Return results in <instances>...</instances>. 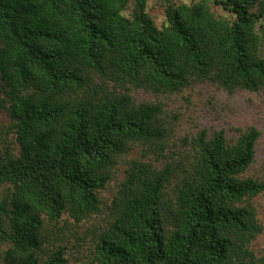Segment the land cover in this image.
I'll return each mask as SVG.
<instances>
[{"label": "trees", "instance_id": "obj_1", "mask_svg": "<svg viewBox=\"0 0 264 264\" xmlns=\"http://www.w3.org/2000/svg\"><path fill=\"white\" fill-rule=\"evenodd\" d=\"M219 90L264 0H0V264H264L261 130L181 125Z\"/></svg>", "mask_w": 264, "mask_h": 264}, {"label": "rangeland", "instance_id": "obj_2", "mask_svg": "<svg viewBox=\"0 0 264 264\" xmlns=\"http://www.w3.org/2000/svg\"><path fill=\"white\" fill-rule=\"evenodd\" d=\"M150 13L154 16L157 24H161L164 18V8L161 5L150 3ZM197 111L191 107L188 114L182 113V127L187 128L194 123L203 125L225 127L231 130L232 127H247L249 125L257 126L261 132V138L257 146V160L253 171L264 172V93L250 92L247 90H238L233 93L224 90L215 93L206 92L205 94L196 93ZM171 106L184 104L183 100L169 102ZM194 112V115L192 114ZM186 113V114H185ZM190 114V115H189ZM192 114V116H191ZM8 120L6 114L0 110V123ZM181 128V127H180ZM259 217L264 223V194L259 195L254 200ZM257 249L264 250V230L255 242Z\"/></svg>", "mask_w": 264, "mask_h": 264}]
</instances>
